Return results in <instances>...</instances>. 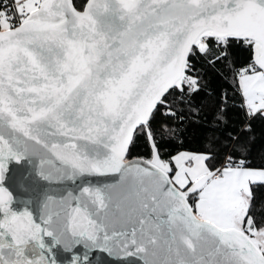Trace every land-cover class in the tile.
<instances>
[{"label":"snow or ice","instance_id":"snow-or-ice-1","mask_svg":"<svg viewBox=\"0 0 264 264\" xmlns=\"http://www.w3.org/2000/svg\"><path fill=\"white\" fill-rule=\"evenodd\" d=\"M0 264H264V0H0Z\"/></svg>","mask_w":264,"mask_h":264}]
</instances>
